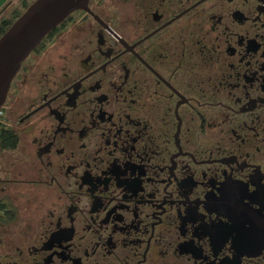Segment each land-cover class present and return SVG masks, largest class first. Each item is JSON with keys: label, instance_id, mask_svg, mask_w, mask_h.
Masks as SVG:
<instances>
[{"label": "flooded vegetation", "instance_id": "obj_1", "mask_svg": "<svg viewBox=\"0 0 264 264\" xmlns=\"http://www.w3.org/2000/svg\"><path fill=\"white\" fill-rule=\"evenodd\" d=\"M88 6L1 107L0 264H264V0Z\"/></svg>", "mask_w": 264, "mask_h": 264}, {"label": "water", "instance_id": "obj_2", "mask_svg": "<svg viewBox=\"0 0 264 264\" xmlns=\"http://www.w3.org/2000/svg\"><path fill=\"white\" fill-rule=\"evenodd\" d=\"M8 0H0V8ZM90 0H33L0 36V110L12 80L29 54L78 9H89Z\"/></svg>", "mask_w": 264, "mask_h": 264}, {"label": "trees", "instance_id": "obj_3", "mask_svg": "<svg viewBox=\"0 0 264 264\" xmlns=\"http://www.w3.org/2000/svg\"><path fill=\"white\" fill-rule=\"evenodd\" d=\"M25 6H28V4L26 2H25ZM13 20L14 19H10V20L6 21V23H2L0 25V33L1 34L4 33L6 31V29H7V27L10 26L13 23Z\"/></svg>", "mask_w": 264, "mask_h": 264}, {"label": "rangeland", "instance_id": "obj_4", "mask_svg": "<svg viewBox=\"0 0 264 264\" xmlns=\"http://www.w3.org/2000/svg\"><path fill=\"white\" fill-rule=\"evenodd\" d=\"M19 0H13V3H17Z\"/></svg>", "mask_w": 264, "mask_h": 264}]
</instances>
